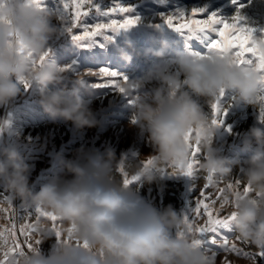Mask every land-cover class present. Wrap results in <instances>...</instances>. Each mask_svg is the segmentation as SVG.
<instances>
[{
	"label": "clouds",
	"instance_id": "clouds-1",
	"mask_svg": "<svg viewBox=\"0 0 264 264\" xmlns=\"http://www.w3.org/2000/svg\"><path fill=\"white\" fill-rule=\"evenodd\" d=\"M54 18L33 0H0V107L23 95L26 89L20 82L27 80L38 89L37 103L50 120L70 122L78 130L95 127L98 121L85 99L93 88L83 76L68 88L63 66L52 56L39 62L60 33ZM155 31L158 46L139 48L126 39L117 49L127 63L134 57L149 62L146 70L124 84L128 96L136 94L131 126L147 134L152 147L150 155L130 165L133 175L151 185L171 166L170 174L180 176L192 160L186 142L192 132L191 143L199 144L203 152L199 169L206 176L227 180L238 169L251 187L247 196L225 195L234 202L231 227L238 239L264 250V127L252 126L244 134L243 148L251 153L246 159L229 158L215 147L221 126L212 124L205 110L222 89L234 93L237 103L261 108L258 97L264 92V76L228 59H200L187 51H172L164 33ZM0 135H15L10 118L0 117ZM56 159L71 179L56 176L33 191L32 165L19 146L0 144V185L8 194L0 207L18 199L22 206L40 207L76 226L72 239L57 241L48 255L34 247L19 260L9 254L7 264H214L195 243L199 237L185 225L182 213L172 205L159 209L138 188L123 184L117 169L125 160L116 162L113 149L101 153L81 148L75 160H64L59 153ZM147 160L152 163L146 165ZM38 228L42 235L52 236L42 223ZM76 240H86L88 247L78 246Z\"/></svg>",
	"mask_w": 264,
	"mask_h": 264
},
{
	"label": "rangeland",
	"instance_id": "rangeland-1",
	"mask_svg": "<svg viewBox=\"0 0 264 264\" xmlns=\"http://www.w3.org/2000/svg\"><path fill=\"white\" fill-rule=\"evenodd\" d=\"M229 1L232 2V0H164V2L161 0H121L124 5L134 9V14L140 17V23L126 32L114 35L113 41L106 43L103 47L99 43L102 38L98 37L96 46L81 48L72 43L68 33L62 31L65 22L60 19L59 12L62 10L60 0H44L45 8L54 14L55 18L52 23L60 28V33L50 41L49 48L52 49V58L59 65L71 66L72 70L65 71L64 83L68 88H71L72 82L80 76H83L89 86L103 82L99 77L87 75L89 70L98 71L102 67L110 68L132 79L146 70L149 62L143 57H134L131 63H127L121 58L117 49L124 45L126 39H131L139 48L158 46L156 44L157 32L155 31L157 28L154 25L162 23L163 15L175 13L178 9L190 12L193 7L206 6L208 13L216 12L218 15L231 18L235 15L239 5H243V7H239V11L244 17V23L255 29V36H264V0H238V4H228ZM102 3L110 4L111 0H102ZM215 3L218 4L216 5L217 10H214ZM86 19L91 22V17ZM161 31L172 45V51H187L183 37L166 27ZM73 32L79 34L80 29H73ZM190 44L192 51L201 53L207 51L204 45L195 38ZM50 87L53 86L50 85ZM149 87L151 85L146 86L145 90ZM135 95L134 91L131 96H128L112 88H93L92 94L86 96L85 99L98 123L95 127L78 130L70 122L65 123L59 120L53 122L50 120L37 103L39 92L33 86L26 89L23 95L17 97L8 106H4L3 114L0 117L11 119L15 135H0V144L7 142L19 146L26 162L32 165L29 185L33 191H39L42 184L49 182L56 176L71 179L56 156L59 153L64 160H75L77 159V150L81 148L85 151L99 150L101 153L105 149H113L116 162L125 160L124 170L131 177L133 168L130 165H134L140 157L152 153L147 134H141L138 127L131 126V118L134 114L132 101L135 99ZM233 97L234 93L226 91L223 98L226 115L222 117L223 124L214 138V145L222 155L229 158L241 157L240 159L243 160L251 153L244 150L242 140L248 127L255 126V123L256 126L261 127L257 122L259 121L260 108L257 105L252 111L249 105L237 103ZM205 110L211 113L210 104L205 106ZM240 112L241 115L238 116ZM243 113L244 115H242ZM240 124L244 126L239 127ZM199 158L200 160L203 158L202 151L199 153ZM171 172V166H167L166 172L158 181L149 185L143 181V178H140L132 184V187L138 188L139 194L155 207L163 209L172 205L177 212L184 215L189 207L195 208L197 200L203 199L202 191L205 195H210L212 199H216L213 207L219 209L220 201L217 199L219 193L216 192V188L225 187L236 179L240 180L239 190L241 192L247 186L244 183L242 173L236 177L235 170L227 180H216V183L207 189L204 188L207 183L206 174L199 168L196 171V178L183 175L176 176L170 174ZM117 176L123 181V175L119 168L117 169ZM230 192L232 191L228 190L225 195ZM7 195L0 185V201H3ZM206 202L210 203V201ZM232 207L231 204L226 205L219 215L221 217L228 215ZM3 208L9 209L7 212H0V222L3 229L11 228L13 223L16 224V238L21 243L24 252H28L29 248L23 243L25 237L20 235L18 231L22 224L31 223L37 226L38 230L32 233L31 243L34 247H40L45 255L49 254L57 241L67 239V229L71 227V224L66 221H57V227L63 233L61 238H57L52 231L53 222L43 217L38 222L35 208L22 206L18 199L11 204L10 208L7 204H4ZM8 212L15 215L13 222H8ZM191 215L199 226H203L207 220V216L204 214L195 216L192 213ZM41 223L46 226V230L51 232L52 236L41 234L38 228V224ZM220 235L229 239V246L234 243L236 248L240 250V254L224 251L219 243H212L214 234H204L201 247L208 253L214 264H223L225 258L230 264H264V256L259 255L260 251L238 239L232 227L230 231L221 230ZM197 236L199 237L200 234L197 233ZM216 238L219 241V237ZM36 241H40V243L37 244ZM12 244V238L9 237L7 248L12 247ZM7 248H4L3 251H6ZM213 253H215L214 259H212ZM245 253L248 255H244ZM15 256L17 260L20 259L19 255ZM0 258H2V252H0Z\"/></svg>",
	"mask_w": 264,
	"mask_h": 264
},
{
	"label": "snow or ice",
	"instance_id": "snow-or-ice-1",
	"mask_svg": "<svg viewBox=\"0 0 264 264\" xmlns=\"http://www.w3.org/2000/svg\"><path fill=\"white\" fill-rule=\"evenodd\" d=\"M33 2L41 9H46L44 6V0H33ZM164 2V0H161ZM62 4V10L59 12L60 19L65 22V26L62 29L63 32L68 33L71 36L72 43L81 48H91L98 43V37L102 38L100 46L103 47L106 43L113 41V36L126 32L129 29L135 27L140 23V17L134 14V9L131 6L124 5L121 0H111L110 4L102 3V0H60ZM233 4H238V0H232ZM243 7V5H239ZM239 7L235 15L231 18L218 15L216 12L208 13L205 7H193L190 12L178 9L175 13L162 16V23L154 25L157 29L167 28L181 37H183L185 48L190 54L200 59H211L219 57L221 59H228L237 67H253L257 72L264 76V36L257 37L254 35L255 29L249 27L244 23V17L240 14ZM91 17V22L88 19ZM73 29H80L79 34L73 32ZM110 33V34H109ZM195 38L207 49L206 52L192 51L190 42ZM52 56V49L49 48L44 54L41 55L39 62L43 63L47 58ZM72 70L71 66H64L61 71ZM88 76H96L101 78L103 82L90 85L93 88H112L118 90L120 93L128 95V91L124 88V84L129 82V78L107 67L99 68L98 71L87 72ZM106 78V79H105ZM84 82V81H82ZM25 89L31 88L30 83L27 80L20 82ZM135 86H133L134 88ZM225 90H221L216 100L210 104L212 124L221 126L223 124V115H226L224 108ZM234 99V97H233ZM261 108L259 110V120L264 122V92L258 97ZM134 103V101H132ZM133 122H135L133 120ZM230 130V129H229ZM190 132L186 137V142L189 143L191 149L192 160L187 168L181 170V175L196 178V171L199 168V153L201 151L199 144L191 143ZM146 165L152 163L151 160L144 162ZM119 171L123 175V184L125 186L131 185L138 181L140 178L137 175L129 174L124 170L121 165ZM207 183L204 188L214 185L216 181L212 175L205 177ZM240 180L236 179L232 183H228L225 187L216 188V192L219 193L217 199L220 201V208L215 209L213 205L216 203V199H212L210 195H205L202 191L201 196L203 199L196 201L195 208L189 207L184 214V223L188 229L195 230L199 233V239L195 241L196 244L202 245V237L204 234L212 233L214 238L212 243L217 244L224 251H233L240 254V250L236 248L233 243L229 246V239L226 236H221V230H231L232 220L235 213H229L226 216L221 217L220 211L224 209L226 205L231 204L234 206L233 201L226 199L225 193L231 190L236 196H247L251 192L250 186H245L243 191L240 190ZM206 201H210L206 202ZM2 203V201H0ZM11 205H9V208ZM9 209L0 207V212H7ZM36 219L39 220L47 218L53 222L52 231H54L57 238H61L63 233L61 229L57 227V221H61L60 218L53 213L47 212L44 209L37 207L34 209ZM192 213L195 216L204 214L207 216V220L203 226L197 225ZM37 226L31 223L22 224L18 231L20 235L25 237L23 243L26 244L29 250L34 246L31 243L32 233L37 231ZM76 226L71 224V227L67 229V239L71 240ZM183 232H178V235H183ZM11 237L13 244L12 247L3 251L4 246L8 242V238ZM17 227L13 223L11 228H6L0 231V252H2V258H0V264H7V258L9 254L22 256L24 254L21 243L16 238ZM216 237H219V241ZM37 244L40 241H36ZM78 246L88 247V242L76 240ZM244 255H248L245 253ZM260 256H264V250L259 253ZM215 258L213 253L212 259ZM223 264H230L225 258Z\"/></svg>",
	"mask_w": 264,
	"mask_h": 264
},
{
	"label": "bare ground",
	"instance_id": "bare-ground-1",
	"mask_svg": "<svg viewBox=\"0 0 264 264\" xmlns=\"http://www.w3.org/2000/svg\"><path fill=\"white\" fill-rule=\"evenodd\" d=\"M232 2H228V4H231ZM226 4V3H225ZM216 5H218L217 3H215V7H214V10H217L218 8L216 7ZM248 107V106H247ZM247 107H245L246 109H247ZM249 107L252 109V111H254L255 110V107H253V106H251V105H249ZM3 110H4V107H2L1 109H0V115H2L3 114ZM239 115H241V112L238 114V116ZM242 115H244V113L242 114ZM259 124H260V126L261 127H264V123H261V121L259 120V121H257ZM244 125H239V127H243ZM253 126V125H252ZM252 126H250V127H252ZM255 126H256V123H255ZM250 127H248L247 129H246V132L248 131V129L250 128ZM259 127V126H258ZM239 158H241V157H239ZM241 173L239 172V170L237 169V170H235V176L237 177V176H239Z\"/></svg>",
	"mask_w": 264,
	"mask_h": 264
},
{
	"label": "built area",
	"instance_id": "built-area-1",
	"mask_svg": "<svg viewBox=\"0 0 264 264\" xmlns=\"http://www.w3.org/2000/svg\"><path fill=\"white\" fill-rule=\"evenodd\" d=\"M7 220H8V222H13L14 220H15V215L13 214V213H11V212H8L7 213ZM4 229H3V226H2V224H1V222H0V231H3ZM5 248V247H4ZM3 248V249H4Z\"/></svg>",
	"mask_w": 264,
	"mask_h": 264
}]
</instances>
